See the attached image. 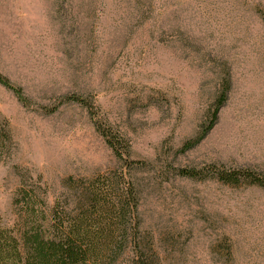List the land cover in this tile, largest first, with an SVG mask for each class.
Returning <instances> with one entry per match:
<instances>
[{"label":"rangeland","instance_id":"1","mask_svg":"<svg viewBox=\"0 0 264 264\" xmlns=\"http://www.w3.org/2000/svg\"><path fill=\"white\" fill-rule=\"evenodd\" d=\"M0 217L21 179L53 205L70 178L121 168L88 111L131 145L144 233L163 264H264V189L181 178L264 175V0H0ZM228 87L226 101H219Z\"/></svg>","mask_w":264,"mask_h":264},{"label":"trees","instance_id":"2","mask_svg":"<svg viewBox=\"0 0 264 264\" xmlns=\"http://www.w3.org/2000/svg\"><path fill=\"white\" fill-rule=\"evenodd\" d=\"M0 85L29 105L23 90L8 78L0 76ZM227 90L219 101H226ZM64 101L88 111L96 132L122 166L91 179H68L65 198L53 205L41 185L24 176L13 203L14 225H5L0 217V264H163L153 238L143 231L141 192L133 175L148 164L131 160L129 141L101 119L92 101L75 95ZM4 138L7 134L0 131V140ZM174 172L191 180L264 189V175L250 169L211 165Z\"/></svg>","mask_w":264,"mask_h":264}]
</instances>
